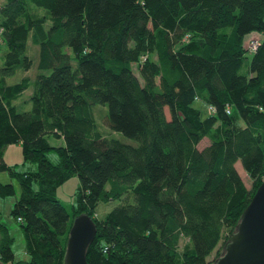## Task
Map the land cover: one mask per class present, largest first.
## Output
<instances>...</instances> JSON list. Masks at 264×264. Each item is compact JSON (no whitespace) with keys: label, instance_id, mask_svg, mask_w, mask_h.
<instances>
[{"label":"trees","instance_id":"trees-1","mask_svg":"<svg viewBox=\"0 0 264 264\" xmlns=\"http://www.w3.org/2000/svg\"><path fill=\"white\" fill-rule=\"evenodd\" d=\"M263 17L264 0H0V174L19 185L10 217L26 257H14L0 223V264H64L80 216L96 230L86 264L218 261L264 180ZM25 91L31 110L19 114ZM195 102L216 115L202 119ZM97 105L136 146L100 134ZM13 145L24 171L3 160ZM73 177L69 221L56 193ZM14 195L0 183V199ZM112 201L120 205L99 219L97 207Z\"/></svg>","mask_w":264,"mask_h":264},{"label":"rangeland","instance_id":"rangeland-1","mask_svg":"<svg viewBox=\"0 0 264 264\" xmlns=\"http://www.w3.org/2000/svg\"><path fill=\"white\" fill-rule=\"evenodd\" d=\"M264 18V17H263ZM257 39L255 36L252 37V40ZM259 39V38H258ZM259 42V41H258ZM259 45V44H258ZM246 48V45H245ZM258 49V46H257ZM26 56L29 60L33 62V68L31 69V72L33 73V70L36 68V65L38 63L37 57H38V50L37 48L29 42L26 46ZM6 51L4 49L0 50V67L2 66V59L5 55ZM24 75L30 76L29 74H20V77H23ZM19 77V78H20ZM15 78V77H14ZM12 78V79H14ZM30 91H25L22 93L20 99L16 101L13 105L16 107L17 113L21 114V112H29L31 110V104H29V97H30ZM194 108H197L201 112V118L205 119L206 116H209L208 107L205 108L200 103L195 102L193 105ZM92 113L94 114L95 122L97 123V129L105 138L107 139H116L120 143L127 144L130 146H136V143L133 140L126 139L123 135H119L117 133H113L110 128L108 127V124L106 123L107 118V107L102 105H97L93 108ZM165 116L166 119H169V113L168 110H165ZM48 143L53 148H58L63 146V141L61 139H53L52 137L47 138ZM208 146V140L202 141L198 145V149H203ZM7 155V160L10 163L9 167L17 166L18 170L24 171L25 167H21L22 164L20 163L22 159V149L18 145H13L12 147H9L8 150L5 151ZM47 158L53 163L56 164L57 158L53 153H49ZM20 162H19V161ZM236 171H238V174L241 178V181L244 182L247 188H250L251 182L249 180V177L246 175V173L242 170V167L240 164H236L235 166ZM0 183L1 184H10L13 187V190L15 192V195L13 198L10 199H0V223L3 225H6L8 227V230L10 232V236L14 238V242L12 243V252L14 254V257H16L17 260H25L26 257L24 256V240L23 235H21L19 225L17 223L15 224L14 221L10 217V211L12 210L13 205L15 204V201L19 198L20 192H19V185L16 180H10L8 175L6 173L0 174ZM79 181L76 177L70 178L68 182L57 188V201H60L63 205L65 211L67 212L69 216V221L72 216V208L75 206L76 201L74 200V196L76 194V191L78 190ZM120 205L119 201H112L109 203H102L97 207V217L102 220L108 213L113 211V208ZM186 244V242H182L179 247V252H181V248L183 245ZM214 255L209 258V261H213Z\"/></svg>","mask_w":264,"mask_h":264},{"label":"water","instance_id":"water-1","mask_svg":"<svg viewBox=\"0 0 264 264\" xmlns=\"http://www.w3.org/2000/svg\"><path fill=\"white\" fill-rule=\"evenodd\" d=\"M245 208L223 254L214 264H264V180ZM64 264H86L96 230L87 216L73 220Z\"/></svg>","mask_w":264,"mask_h":264},{"label":"built area","instance_id":"built-area-1","mask_svg":"<svg viewBox=\"0 0 264 264\" xmlns=\"http://www.w3.org/2000/svg\"><path fill=\"white\" fill-rule=\"evenodd\" d=\"M2 32V30L0 31V33ZM259 40L255 39L252 40V38L248 39L247 43H246V50L251 51L252 53L256 52L257 50V46H259ZM208 112L210 116H215L217 113V110L215 109V107L212 106H208ZM225 115L228 116L231 113V109L230 106L225 108L224 111ZM18 222H20V219H18Z\"/></svg>","mask_w":264,"mask_h":264},{"label":"crops","instance_id":"crops-1","mask_svg":"<svg viewBox=\"0 0 264 264\" xmlns=\"http://www.w3.org/2000/svg\"><path fill=\"white\" fill-rule=\"evenodd\" d=\"M251 36H255V35H251ZM30 75H31V73H30ZM26 75H24L23 77H25ZM23 77H20V78H23ZM20 99V97L16 100V101H18ZM15 101V102H16ZM14 102V103H15ZM7 150H8V148H7ZM3 160H5V162H6V164L8 165V166H10V163L8 162V160H7V155H6V153H4V156H3ZM19 161V160H18ZM20 162V161H19ZM22 162H23V160L20 162L21 164H22Z\"/></svg>","mask_w":264,"mask_h":264},{"label":"clouds","instance_id":"clouds-1","mask_svg":"<svg viewBox=\"0 0 264 264\" xmlns=\"http://www.w3.org/2000/svg\"><path fill=\"white\" fill-rule=\"evenodd\" d=\"M250 38H252V37H250ZM250 38H249V39H250Z\"/></svg>","mask_w":264,"mask_h":264}]
</instances>
